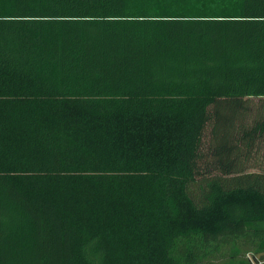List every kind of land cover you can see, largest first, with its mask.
Wrapping results in <instances>:
<instances>
[{
    "label": "trees",
    "instance_id": "obj_1",
    "mask_svg": "<svg viewBox=\"0 0 264 264\" xmlns=\"http://www.w3.org/2000/svg\"><path fill=\"white\" fill-rule=\"evenodd\" d=\"M255 167L264 0H0V264H238L264 254Z\"/></svg>",
    "mask_w": 264,
    "mask_h": 264
},
{
    "label": "rangeland",
    "instance_id": "obj_2",
    "mask_svg": "<svg viewBox=\"0 0 264 264\" xmlns=\"http://www.w3.org/2000/svg\"><path fill=\"white\" fill-rule=\"evenodd\" d=\"M54 109L61 115H65L67 117H77L79 120H83L87 123L85 127L87 132L92 134H100L102 127L98 126V124L105 122V117L101 115L91 114L84 111L79 110L70 102H53ZM117 118V117H116ZM115 121V120H114ZM133 126V137L140 144L141 147L137 152H140L143 161H149V159L153 158V152L155 151L154 141H156V137L154 136L156 124L154 119L151 116H139L132 123ZM260 157V156H259ZM258 159V157H257ZM155 160V159H154ZM258 163V161H257ZM259 164V163H258ZM263 167V166H262ZM255 167L250 168L251 171H257L261 174H264V168ZM172 185L173 182H172ZM195 191V190H192ZM217 255L210 259L212 264H229V260L224 259L220 260ZM238 261V264H264V254H255L252 251L245 253Z\"/></svg>",
    "mask_w": 264,
    "mask_h": 264
}]
</instances>
